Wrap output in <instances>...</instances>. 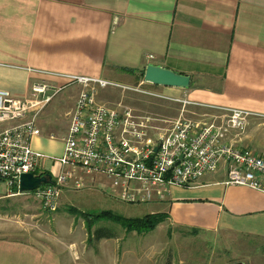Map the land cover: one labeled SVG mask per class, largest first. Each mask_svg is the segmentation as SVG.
I'll return each instance as SVG.
<instances>
[{"label": "crops", "instance_id": "crops-1", "mask_svg": "<svg viewBox=\"0 0 264 264\" xmlns=\"http://www.w3.org/2000/svg\"><path fill=\"white\" fill-rule=\"evenodd\" d=\"M147 65L190 78L186 89L162 87L173 90L168 95L178 92L191 105L264 118V0H0V92L23 99L39 79L57 87L66 83L33 70L101 80L129 76L120 69L140 73ZM73 87L74 107L80 88ZM31 146L49 157L63 152L61 138L42 134ZM40 166L43 174L60 170L48 159ZM225 180L220 165L197 185L172 187L163 201L149 203L162 207L150 214L166 213L161 225L173 230L264 243V194ZM60 223L64 233L79 236L55 247L0 237V264H145L139 253L147 249L126 246V230L105 227L113 236L95 240L94 225L88 230L74 220ZM162 247L150 244L146 261ZM73 250L79 259L69 256Z\"/></svg>", "mask_w": 264, "mask_h": 264}, {"label": "built area", "instance_id": "built-area-1", "mask_svg": "<svg viewBox=\"0 0 264 264\" xmlns=\"http://www.w3.org/2000/svg\"><path fill=\"white\" fill-rule=\"evenodd\" d=\"M152 58L147 56L149 60ZM33 72L52 75L66 83L57 87L39 79L32 83L23 99L0 92V198L31 195L45 211L53 213L58 209L62 188L67 184L82 188L78 175L85 174L104 177L127 204H146L163 201L172 187L197 185L201 179L214 174L220 165L225 166V185L264 194V157L238 147L229 137L252 113L220 108L228 116L226 123L181 118L171 131L153 135L148 119L128 108L96 103V86L103 88L108 82ZM71 86H78L80 91L68 114L67 132L61 138L63 152L59 157H49L31 146L32 140L42 134L37 124L39 115L57 94ZM42 159L50 160L60 169L48 174L53 183L31 192H20L21 175L43 174L40 173Z\"/></svg>", "mask_w": 264, "mask_h": 264}, {"label": "rangeland", "instance_id": "rangeland-1", "mask_svg": "<svg viewBox=\"0 0 264 264\" xmlns=\"http://www.w3.org/2000/svg\"><path fill=\"white\" fill-rule=\"evenodd\" d=\"M101 80L108 82V86H96V103L111 108H128L135 115L148 119L153 135L171 131L176 121L181 118L194 122L215 120L218 123H226L228 120L227 114L221 110L186 104L178 92L168 95L165 92L174 93L173 90L146 83L144 72L131 73L127 77H104ZM67 93L69 95L66 98ZM76 95L74 87H67L43 109L37 122L43 137H64L69 125L68 113L73 107L71 98ZM229 137L233 138L238 147L262 155L260 153H264V118L248 117L238 130L231 131ZM78 178L82 179L83 187L78 189L71 184L63 187L58 209L53 213L45 211L31 195L0 198V237L16 240L34 238L55 247L61 241L68 243L79 236L76 229L73 235L64 233L60 222L74 220L77 225H85L88 230L94 225L96 231L106 228L120 231L125 229L116 223L91 219L102 212L126 218H141L162 208L149 203L131 205L123 202L119 192L116 190V193L104 177L79 174ZM55 219L58 226H55ZM161 224L153 231L143 233L144 235L127 232L126 246L129 243L147 249L139 253L145 264H264L263 242L234 235L211 237L195 231L173 230ZM88 237L87 244L91 246L90 234ZM150 244L164 246L151 262L146 261ZM81 249L85 258L84 247ZM77 251L79 253L78 248ZM77 251L73 250L69 256L75 260L79 259L81 254H77Z\"/></svg>", "mask_w": 264, "mask_h": 264}, {"label": "water", "instance_id": "water-1", "mask_svg": "<svg viewBox=\"0 0 264 264\" xmlns=\"http://www.w3.org/2000/svg\"><path fill=\"white\" fill-rule=\"evenodd\" d=\"M144 81L154 86L166 88L186 89L190 85L189 77L153 65L145 67ZM156 151L157 149H155ZM52 183V178L48 174L39 177H34L32 174H23L20 176L19 191L31 192L41 185Z\"/></svg>", "mask_w": 264, "mask_h": 264}, {"label": "trees", "instance_id": "trees-1", "mask_svg": "<svg viewBox=\"0 0 264 264\" xmlns=\"http://www.w3.org/2000/svg\"><path fill=\"white\" fill-rule=\"evenodd\" d=\"M122 72L131 74V69H120ZM144 70L141 71L143 74ZM44 175V174H42ZM46 175V174H45ZM166 213H153L144 215L141 218H126L120 215L112 214L110 212L97 213L94 219L91 220H105L111 221L118 224L123 229L128 231L137 232L139 234L148 233L153 231L159 224L163 223L167 219ZM89 229V228H87ZM113 234L108 229L95 230L94 239L99 240L100 238H110Z\"/></svg>", "mask_w": 264, "mask_h": 264}]
</instances>
